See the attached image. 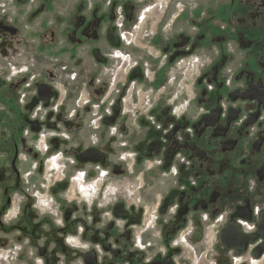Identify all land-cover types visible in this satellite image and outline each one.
<instances>
[{
    "label": "flooded vegetation",
    "instance_id": "obj_1",
    "mask_svg": "<svg viewBox=\"0 0 264 264\" xmlns=\"http://www.w3.org/2000/svg\"><path fill=\"white\" fill-rule=\"evenodd\" d=\"M0 259L264 264V0H0Z\"/></svg>",
    "mask_w": 264,
    "mask_h": 264
},
{
    "label": "rangeland",
    "instance_id": "obj_2",
    "mask_svg": "<svg viewBox=\"0 0 264 264\" xmlns=\"http://www.w3.org/2000/svg\"><path fill=\"white\" fill-rule=\"evenodd\" d=\"M0 264H24V263H18V262H12L10 259H0ZM37 264V262L35 263Z\"/></svg>",
    "mask_w": 264,
    "mask_h": 264
}]
</instances>
